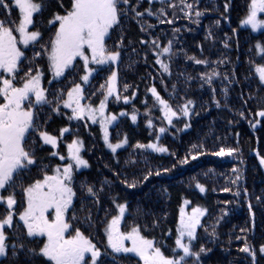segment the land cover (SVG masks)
Listing matches in <instances>:
<instances>
[{
    "label": "trees",
    "instance_id": "trees-1",
    "mask_svg": "<svg viewBox=\"0 0 264 264\" xmlns=\"http://www.w3.org/2000/svg\"><path fill=\"white\" fill-rule=\"evenodd\" d=\"M6 2L10 7H0V20L11 23L17 20L18 9L13 8L12 0ZM186 2L193 5L192 9L185 8L180 0H129L128 5H121L127 14L120 16L106 40L109 50L119 52V59L95 72L88 83L80 79L84 75L82 62L76 61L56 79L49 70L46 47L56 30L48 21L55 14H64L71 0H44V9L34 16L31 28L41 33L39 41L27 48L20 45L26 58L17 74V86L29 68L33 74L39 68L46 96L52 101L58 95L66 99L67 91L79 83L83 86L84 104L96 106L103 98L100 86L112 71L117 72L116 86L121 98H109L107 112L127 115L120 116L111 128L110 142L127 138V146L116 153L108 152L101 143L98 125L85 119L69 120L71 113L61 108L62 103L58 113L53 111L55 102L34 109L41 131L59 137L62 128L70 129L58 141L60 155L66 157L67 144L73 139L83 142L82 156L89 166L74 171L72 186L76 195L66 220L71 234L78 228L100 250L97 264H141L136 257L111 252L106 245L104 229L111 217L118 214L116 204L126 205L122 231L138 227L166 256H173L178 213L185 200L205 211L192 249H206L198 259L186 257V264H264V252L260 251L264 246V171L260 164L264 158V117L257 115L264 111V85L255 73L256 67L264 65V53L256 47H264V29L253 32L241 23L248 14L250 0ZM132 8L143 15L136 16ZM197 11L202 15L197 17ZM186 12L189 16H185ZM154 40L161 48L172 42V54L160 56L169 65L167 73L156 63L160 49L153 44ZM36 52L41 55L34 56ZM189 57L207 60L208 64H196ZM213 71L219 75L212 78L211 84L201 79L203 74ZM153 87L177 111L172 125L152 97L149 89ZM125 96L128 103L124 102ZM188 100L193 103L189 105V115L183 116L180 108ZM133 114L137 116L135 122L131 120ZM149 119L152 128L147 126ZM186 124L189 127L185 128ZM161 127L166 129L164 133H159ZM149 142L168 151L158 153L135 147ZM193 145L203 147L193 149ZM25 147L34 152L36 163L17 178V212L24 207L22 188L42 179L45 172L52 174L59 165V159L51 155L52 148L42 144L38 132L28 135ZM221 147L237 151L231 156L214 155ZM192 155L197 158L192 159ZM184 159L188 163H181ZM156 172L161 174L155 175ZM237 175L241 179L231 183ZM132 183L136 186L128 187ZM197 183L204 187V192L196 187ZM88 186L93 187L95 195L87 192ZM226 188L230 191H224ZM236 192L240 194L237 196ZM4 215L0 209V218ZM6 234L8 247L0 264H50L43 256L29 252L34 249L38 253L43 240L30 239L16 220L11 228H6ZM245 242L252 254L240 251Z\"/></svg>",
    "mask_w": 264,
    "mask_h": 264
},
{
    "label": "snow or ice",
    "instance_id": "snow-or-ice-1",
    "mask_svg": "<svg viewBox=\"0 0 264 264\" xmlns=\"http://www.w3.org/2000/svg\"><path fill=\"white\" fill-rule=\"evenodd\" d=\"M149 3H152V0H149ZM180 3L187 9L193 7L186 0H180ZM128 4L129 0H71L70 9H67L63 15L55 14L48 23L50 25L58 24V26L49 42L50 46L46 47L49 70L53 73V77H62L66 70L74 66V61L77 58L83 62L84 75L80 79L84 83L89 82L90 76L95 71L90 65H104L109 62L115 64L120 54L118 51L109 50L106 40L110 36V30L119 23L120 16L127 14V9L122 8L121 5ZM12 6L18 9L17 20L11 23L0 20V98H2V102H0V190L13 189V191H8L7 196L0 194V205L5 206V215L0 218V257L6 255L8 247L6 228L13 226V216L16 214L14 206L18 202L14 189L17 186V178L23 170L36 163L34 152L25 147L28 135L32 132H38L40 140L45 145H50L52 149H56L58 141L70 131L69 128H62L59 137L47 131H41L36 123L37 112L34 111L37 106H51L55 102L56 107L53 108V111L58 113L62 103L63 108L71 109L69 120L87 118L92 123H99L104 143L113 153L127 144V138L117 143H111L109 140L108 126L117 120V116L106 114L108 99L112 96H115L117 100L121 98L116 86V71H112L105 84L100 86L103 91V98L98 106L81 103L85 96L82 85L79 83L67 91L66 99H62L58 95L55 101L49 100L46 96L47 90L41 87L39 68L35 70V74H33V69L29 68L24 77L20 78V86H17V73L20 71L22 61L26 58L25 52L19 45L27 48L39 41L41 36L39 30H30V28L34 27L35 24L34 15L39 14L44 9V0H13ZM171 6L175 7L176 5ZM0 7L8 10L10 5L6 0H0ZM227 7L226 4L225 11H227ZM132 11L135 12L136 16L143 15L135 8H132ZM146 11L149 15H153L151 10ZM258 13H264V0H250L248 14L241 23L250 26L252 31L264 29V19H258ZM161 14H163V10H161ZM195 15L199 17L202 13L197 11ZM185 16H189V13L186 12ZM168 23H172V21H168ZM218 23L219 21H217ZM175 31L179 30L176 29ZM171 43L169 41L168 46L161 48L157 41H153L156 48L160 49L156 53V63L166 73L169 72V65L161 60L160 56L172 54ZM256 47L258 52L264 53V47L260 44H257ZM40 55V52L34 54L36 57ZM189 59L194 60L196 64H208L207 60H200L195 57H189ZM255 72L258 74L260 82L264 83V66L256 67ZM216 75L219 74L213 71L211 74H203L201 79L211 84L212 78ZM127 87L125 85V91ZM149 91L156 104L159 105L164 119L169 125H172L173 118L178 117L177 111L167 100L161 97L155 87L150 88ZM123 99L125 103L129 102L127 96ZM26 101L28 102L27 107H25ZM192 103L191 100H188L181 106L180 112L183 116L189 115V105ZM120 115L125 116L127 113L121 112ZM257 115L264 117V111H259ZM131 120L135 122L137 116L133 114ZM147 126L149 128L154 127L151 119L147 121ZM187 127L189 125L186 124L185 128ZM158 131L164 133L166 129L161 127ZM157 140H159V136H157ZM135 147L151 149L158 153L168 151L166 147L153 142L138 143ZM198 147L202 148L203 145L192 146L193 149ZM82 148L83 142L79 139H73L71 143L67 144V157L60 155L57 151H52V156H59L62 161L67 159L69 163L62 168L56 166L52 170V174L45 172L42 179H37L27 187L22 188L25 206L18 213V219L23 222L28 237L44 238L38 253L34 249H29V252L43 256L50 264H89L86 254H90V264H96L97 258L101 255L100 250L92 240L78 228L74 234H71L69 232L71 225L66 220V213L71 208L73 198L76 195L72 186L74 171L89 166L88 162L81 156ZM236 151L237 149L234 148L225 149L221 147L214 155L231 156ZM191 158L196 159L197 156L192 155ZM181 163L186 164L188 160L184 159ZM260 164L264 165V158L260 159ZM233 172H238V169H233ZM160 174V172L155 173V175ZM148 175H152V173L149 172ZM144 179H148V176H145ZM240 179L241 176L237 175L231 183L235 184ZM125 183L127 182L125 181ZM135 186V183L128 184V187ZM196 187L201 192L205 191L199 183L196 184ZM224 191H230V189L226 188ZM87 192L90 195L96 194L92 186L87 187ZM234 194L238 196L240 193ZM113 202L115 203V201ZM188 203L187 200L184 201L185 205ZM116 208L118 214L111 217L104 229L107 246L114 253H133L142 264H186V257L193 256L198 259L201 253L206 252L203 247L199 249V252L192 249V243L197 238L196 229L201 226L200 217L205 215V211L199 207L192 208L191 213H186L184 207H181L176 229L177 236L174 241L175 247L172 249L173 256L171 257L166 256L153 239L143 236L138 227L134 226L129 231L122 232L120 225L126 212V205L116 204ZM242 231L246 230L242 229ZM125 241H129L131 246H126ZM12 247L15 248L16 245L14 244ZM240 251L252 254L247 242ZM260 251L264 252V246L261 247Z\"/></svg>",
    "mask_w": 264,
    "mask_h": 264
},
{
    "label": "rangeland",
    "instance_id": "rangeland-1",
    "mask_svg": "<svg viewBox=\"0 0 264 264\" xmlns=\"http://www.w3.org/2000/svg\"><path fill=\"white\" fill-rule=\"evenodd\" d=\"M12 4H13V0H12ZM70 7H71V3H70ZM13 8H15L14 6H13ZM70 9V8H69ZM61 15H63L62 13H61ZM264 15V13H258L257 14V17H258V19H261V16H263ZM35 16V15H34ZM55 26H54V28H55V30H56V27L58 26V24H54ZM245 27H247V28H249L250 30H252L251 29V27L250 26H248V25H244ZM30 30H32L31 28H30ZM261 30H263V29H258L257 31H253V32H259V31H261ZM18 35V34H17ZM20 46V45H19ZM21 46H23V45H21ZM76 61H78V62H82L81 60H79V58H77V60ZM76 61H74V63L76 62ZM82 64H83V62H82ZM108 64H113V63H111V62H109V63H107V64H104V65H96V64H92V65H90V67H92V68H94L95 69V71L93 72V74H95V72H97V71H99V70H101L102 68H104L106 65H108ZM264 66V65H263ZM19 73V72H18ZM17 73V74H18ZM256 73V72H255ZM92 74V75H93ZM52 75H53V73H52ZM257 76H258V74H257ZM91 77V76H90ZM54 78V77H53ZM54 79H56V78H54ZM260 81V80H259ZM261 83V82H260ZM263 85H264V83H262ZM43 86H44V82H43V74L41 73V87L43 88ZM82 88H83V86H82ZM112 97H114V96H112ZM67 98V97H66ZM109 98H111V97H109ZM32 99L34 100V97H32ZM27 101L25 102V107H27ZM81 103L82 104H84V102H83V100L81 101ZM86 104V103H85ZM99 104H97L96 106H98ZM107 107H108V103H107ZM61 108L63 109V110H67V111H69L70 113H71V109H66V108H63V106H61ZM106 114H110L109 112H107V108H106ZM121 115L119 114L118 116H117V120L116 121H114L111 125H109L108 126V131H109V140H110V136H111V133H110V130H111V128L117 123V121H118V118L120 117ZM260 117V116H259ZM261 118V117H260ZM85 120H87V118H85ZM90 124H92V125H98L99 126V130H100V133H101V143L104 145V147H105V149L108 151V152H112L106 145H105V143H104V140H103V133H102V131H101V128H100V125H99V123H92L90 120H87ZM42 144L44 145V143L42 142ZM46 146H49L50 148H51V146L50 145H46ZM127 146V144H125L123 147H121V148H119V149H122V148H125ZM57 149H58V147L56 148V149H52L53 151H57ZM119 149H117V151H119ZM83 150H84V145H83V148H82V150H81V156H82V153H83ZM116 151V152H117ZM113 153V152H112ZM67 155H68V151H67V153H66V157H67ZM55 157H57L58 159H59V156H55ZM83 157V156H82ZM67 163H69V161L67 160V159H65V160H60L59 159V165H57V166H61V168L65 165V164H67ZM264 166V165H263ZM83 169H85V168H80L79 170H76V172L77 171H80V170H83ZM1 193V192H0ZM182 206L181 207H184V210H185V212L186 213H191V210H192V208H195V207H193L192 205H190L189 203L187 204V205H185L184 204V202L181 204ZM25 206V205H24ZM197 207H199V206H197ZM199 208H201V207H199ZM181 209V208H180ZM202 209V208H201ZM14 210H16V208H15V206H14ZM23 210V207H22V209L20 210V211H22ZM17 211V210H16ZM20 211H18V212H15L17 215H18V213L20 212ZM68 213V212H67ZM67 213H66V217H67ZM15 216V215H14ZM13 216V217H14ZM178 216H179V218H180V210H179V213H178ZM205 216V215H204ZM204 216H202V217H200V223L202 222V220H203V218H204ZM17 221L16 222H18V223H20L21 225H22V227H23V229H24V231H25V234H26V229L24 228V225H23V222L22 221H20L19 219H18V217H17V219H16ZM122 221H123V219H121V223H122ZM178 223H179V220H178ZM121 229V228H120ZM198 230V227H197V229H196V231ZM122 231V230H121ZM122 232H124V231H122ZM30 239H39V240H43V242H44V238H40V237H29ZM105 241H106V245H107V238H106V235H105ZM43 242H42V244H43ZM125 245L126 246H131V243L129 242V241H125ZM108 247V246H107ZM108 249H110L111 250V248H109L108 247ZM7 250V249H6ZM111 252H113L112 250H111ZM118 254H128V255H131V256H133V257H136L133 253H118ZM5 256H2V257H0V262H1V260L4 258ZM100 257V256H99ZM99 257L97 258V261H98V259H99ZM138 260H139V258L138 257H136ZM46 259V258H45ZM86 259L89 261V263H90V254H86ZM47 260V259H46ZM140 261V260H139ZM97 264V263H96ZM141 264H142V262H141Z\"/></svg>",
    "mask_w": 264,
    "mask_h": 264
},
{
    "label": "flooded vegetation",
    "instance_id": "flooded-vegetation-1",
    "mask_svg": "<svg viewBox=\"0 0 264 264\" xmlns=\"http://www.w3.org/2000/svg\"><path fill=\"white\" fill-rule=\"evenodd\" d=\"M5 76H7V74H4ZM0 102H2V98H0ZM9 191V190H8ZM8 191H2V190H0V194H3L4 196H7L8 195ZM17 200V199H16ZM18 202V201H17ZM15 208L16 209H18V203H17V205H15ZM0 209H2L3 210V213H5V206L4 205H0ZM14 212H17L16 210H14ZM17 217H18V215L17 214H15V216L13 217V225H14V222H15V220L17 219ZM17 221V220H16ZM5 258V257H4ZM3 258V259H4ZM2 259V260H3ZM1 260V261H2Z\"/></svg>",
    "mask_w": 264,
    "mask_h": 264
},
{
    "label": "water",
    "instance_id": "water-1",
    "mask_svg": "<svg viewBox=\"0 0 264 264\" xmlns=\"http://www.w3.org/2000/svg\"><path fill=\"white\" fill-rule=\"evenodd\" d=\"M262 170L264 171V166L262 167Z\"/></svg>",
    "mask_w": 264,
    "mask_h": 264
}]
</instances>
